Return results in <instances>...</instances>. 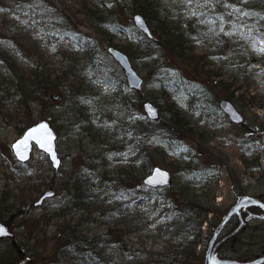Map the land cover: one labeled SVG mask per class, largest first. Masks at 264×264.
I'll use <instances>...</instances> for the list:
<instances>
[{
	"label": "rangeland",
	"instance_id": "374dc122",
	"mask_svg": "<svg viewBox=\"0 0 264 264\" xmlns=\"http://www.w3.org/2000/svg\"><path fill=\"white\" fill-rule=\"evenodd\" d=\"M38 1L47 8L39 5L41 12L35 14L29 12L24 3L16 5L15 0H0V50L8 58L4 61L0 55V194L6 189V194L12 195V202L15 201L17 207L22 203L21 191L24 194L35 187L39 177L43 178L44 185L33 201L42 192L53 191L38 205L23 203L27 211L24 219L39 218L43 221L48 218L40 225L46 236L42 235L41 240L44 237L45 240L39 246L30 242L32 246L28 256L23 261L16 260L15 264H39L44 258L46 261L43 264H50L49 259L56 260L57 264H77L75 255L66 254V250L65 253L59 251L58 242L52 238L55 231L52 213L62 208L68 218L80 216L86 219L81 225V232L90 245H96L94 251L104 263L181 264L176 250L187 244L184 238H178L180 229L177 224L180 223L183 208L198 214L190 210L194 202L203 201L210 207L211 212L206 214V220L200 226L203 236L209 228L212 229L237 195L264 196V51L260 50L264 49V18L259 19L251 29L238 25L237 19H233L232 24L226 20L222 24L214 23L211 19L205 31L196 30L201 19L200 8L213 10L210 0H192L191 6L185 0H158L162 13L166 12V8L177 6L171 14L180 17L182 29H188L187 37L195 48L194 53H206L204 67L217 73L208 77L168 52L140 47L138 40L143 33L133 25L134 12L125 8L115 10L118 20L124 26L133 28L126 35H115L113 42L127 43L139 49L131 63L143 81L141 90H131L130 93L135 96L143 93L145 99L157 107L154 97H158L157 101L162 105L165 100L171 101L185 118L183 125L190 128L189 135L177 134L178 140L173 141L177 145L172 149L165 147V143H153L152 140L144 144L140 142L141 146L137 147L131 143L132 136L125 138L113 133L112 122L119 116L113 112L108 115L101 113L102 109L109 111L107 107L111 101L108 91L91 73L82 69V65L77 69H80L81 77L74 81V84L82 82V93L78 97L70 96L71 92L65 86L46 90L40 100L30 102L20 103L19 98L9 95L12 87L6 84L13 83L14 80L9 79L12 72L25 76L49 73V78H52L62 65L75 64L74 60L81 62L85 53L69 38L74 33L85 34L91 42H95L98 51L107 52V46L111 45L89 25L81 0ZM103 1L113 8L116 3L131 0ZM256 1H240L236 9L237 18L241 16V6H252ZM90 2L105 7L100 0ZM229 8L226 4L225 17ZM214 9L216 13L222 10L219 5ZM192 12H195L194 16ZM236 24L242 27L241 31L237 27H234L235 31L231 30ZM149 26L152 28V25ZM11 60L15 64H10ZM175 71L209 89L210 102L214 106L210 105L204 113L201 112L194 96L183 90L167 92L165 100L159 99L161 76ZM219 79L232 80V86L223 87ZM51 94H56V98ZM221 98L234 104L242 116L241 121H232L219 109ZM77 99L82 102L86 116H78L74 111L69 117H62L74 103H78ZM139 105L140 114L144 116L141 101ZM39 119L48 120L57 133L56 149L61 158L57 172H53L45 154L35 148L27 162L18 163L13 157L10 144L27 125ZM102 121L107 123L101 124ZM140 150L147 157L144 161L149 162V169L158 165L170 172L167 187L151 189L142 184L143 161H137L135 167L131 166ZM119 167L129 170L130 176L134 177L123 184L122 190L113 181ZM78 171L82 174H77ZM77 176H84L86 180L83 181L84 193L80 194L86 199L83 207L68 211L77 192L72 188V178ZM32 194L34 196V191ZM157 195L171 197L175 205L169 201L159 205ZM132 199H135L134 204L127 202ZM160 201L164 202L163 198ZM20 219L6 224L13 231L12 238L23 243L29 232L21 226ZM0 220L3 221L1 217ZM248 225L250 227L246 232H250V238L247 242L239 233L228 241V248L224 251L242 257L264 249L261 225L256 219ZM10 241L11 238H0V253L9 252ZM194 250L197 257L191 264H203L205 246L196 245Z\"/></svg>",
	"mask_w": 264,
	"mask_h": 264
},
{
	"label": "trees",
	"instance_id": "16d2710c",
	"mask_svg": "<svg viewBox=\"0 0 264 264\" xmlns=\"http://www.w3.org/2000/svg\"><path fill=\"white\" fill-rule=\"evenodd\" d=\"M210 1L212 2L211 6L214 11L209 10V7L200 8L201 19L198 20L199 23H197L198 26L196 30L205 31L210 26L212 22L211 19L214 20V23L219 22L221 24L223 23V20L232 24L233 19H237L236 22L238 25H243L251 29L252 25H255L259 19L264 18V0H258L252 6H241V16L239 18L236 16V9L239 6L238 3L242 0ZM81 2L89 25L102 39H107L109 44L122 49L131 61L135 59L139 49L132 48L131 45L127 43L113 42L115 35H126L127 31L133 28L131 26H124L118 20L117 11H115L116 9L119 10L125 8L128 12H139L144 16L149 25H152V28L150 27L152 33L151 37H148L145 34L139 36L138 42L140 47L148 49L158 48L161 49V53L168 52L182 62L192 66L193 69L206 73L208 77L217 74L211 69L204 67L206 53H194L195 48L191 46L190 40H188L187 37L188 29H182L183 25L181 24L182 21L180 20V17H175L171 14V10L177 6L171 9L166 8V12L162 13L158 0L124 1L122 4H114L112 6L114 9L109 6L108 2L103 0H100V3L105 4V7L102 8L99 7L97 3H91L90 0H81ZM15 3L16 5H22L24 3V6L26 5L29 12L35 14L41 12L39 5L47 8L46 5L39 3L38 0H25V2L24 0H15ZM226 4L231 7L228 9L229 13L227 17L224 16V7ZM217 5L222 9L221 11L219 10V13H216V9H214ZM248 16H252V18H248ZM216 18L218 21H216ZM238 21H242V23ZM234 27H237V24L233 26L231 29L232 31H235ZM241 28L242 27H237L240 31ZM69 38L85 53L81 62L76 63L74 60L73 63L75 64L70 62L69 65H62L60 71L54 73L52 78H49V73L44 76L37 74L25 76L23 73L17 74L12 72L9 79L14 81L13 83L8 82L6 84L9 88L12 87V90L8 92L9 95L11 94L13 97L19 98L20 103L30 102L40 100L46 90H55L60 86H65L68 88L69 92H71L70 96L78 97V95L82 93L80 88L82 82L80 81L77 82V84H74V81H76V78L81 77L79 76L80 69L78 71L77 69L82 65V69L91 73L99 85L103 86L108 91L109 101H111L109 107H107L109 111L105 112L106 109H102L101 113L108 115L113 112V114L119 116L112 122L111 127L116 136H123L125 138L132 136L133 139L131 143L137 147L141 146L140 142L141 144H144L145 141L152 140L153 143H165L164 146L171 149L177 145L173 143L174 140H178L177 134L184 133L189 135L190 128H186L185 125H183L184 123L182 122L186 123V120L179 114L175 105L171 103V101L167 102L165 100L164 97L166 96V93L173 90L188 91L194 96V99L197 102L196 104H199V109H201V112L203 113L210 105L214 106V104L210 102L209 89L196 81L186 79L175 71L173 74H167L168 76H161L159 81V87L161 88L159 99L165 100V104H160V102L157 101L158 97H152L153 101L157 102L160 117L156 120H149L140 114L139 104L140 101L142 102L145 99V95L140 93L138 96H135L130 93L132 89L127 87L123 72L113 58L108 55L107 52L98 51L94 44L95 42L92 41V43L90 41L91 39L85 34L74 33L72 36H69ZM256 39H258V36ZM0 55H2L4 61H7L8 58H6L5 53L2 50H0ZM10 64L15 63L11 60ZM218 82L220 85L222 84L223 87L232 86V80L225 81L219 79ZM77 102L78 103H74L73 107L69 109V111L67 110V114L64 113L62 117H69L74 111L78 116L84 115L85 113L83 111V105L81 104L82 102L78 99ZM211 109L216 110V107H212ZM106 123V121L101 122V124ZM88 128L87 130H89ZM140 160L143 161L141 166L142 172L145 174L149 171V162L146 163L144 161H147V157H144L142 150L137 151V157L133 160L134 163H131V166L135 167L134 164ZM77 174H82V172L78 171ZM131 179H134V177L130 176V171L119 167L113 181H116V187L122 190L123 184ZM38 180V184H36L35 187L33 186V188H30L31 190H27L24 194L23 191H21L22 205L18 204L16 205L17 207H15L16 203H14V199V202H12V195L6 194V189H3L0 194L1 219L10 225L9 223H11L12 220H18L21 218L19 220V222L21 221V226L26 228L29 232V237L23 243L18 242L15 238H11L9 252L0 253V264H15L16 260L23 261L26 256H28V250L31 249L32 245H30V242H35L38 244L37 246H39V244L41 245L45 240V237L41 240L42 235L44 236L45 232H43L40 225L47 222L48 218L46 217L43 221H41V219L39 220V218H23V216H26L27 214L24 204H29V206L32 205L33 199L39 193L40 188L44 185L43 178L39 177ZM83 181H86L84 176L72 178V188L77 192L74 193L75 199L68 211L77 210L84 206V200L86 198L84 199L80 195L84 193L82 191L83 185H85ZM33 191L34 196L32 194ZM121 192L122 191H120V193ZM157 197L159 205L168 201L173 203L172 198L169 196L161 195L159 197V195H157ZM160 198H163L164 202L160 201ZM76 199H79L80 202H75ZM127 202L134 204L135 199ZM183 206L184 205H180V207ZM191 207L193 209L191 208L190 210L196 211L198 214H193L189 209L183 208L180 223L177 224L180 229L178 238H184L187 243L181 245L179 250H176L177 257L182 260L181 264H191L194 262L195 257H197L194 248L199 240L200 226L203 220H205L207 212L210 210V207L204 205L203 201L198 203L194 202L191 204ZM7 216L9 217L6 218ZM52 216L55 217V231L52 233V238L56 239L58 242L59 251L65 253L66 250V254H74V260L77 264H107L99 258L98 252L94 251L96 245H90V242L81 232L80 228L82 223L86 220L85 218L83 219L80 216L75 219L68 218L66 217L64 208L57 212H53ZM92 241L95 242V240H91V242ZM98 258L99 260H97ZM44 261H46L45 258L40 261L39 264H43ZM48 262H50V264H57L56 260L52 261L49 259Z\"/></svg>",
	"mask_w": 264,
	"mask_h": 264
},
{
	"label": "water",
	"instance_id": "95a60500",
	"mask_svg": "<svg viewBox=\"0 0 264 264\" xmlns=\"http://www.w3.org/2000/svg\"><path fill=\"white\" fill-rule=\"evenodd\" d=\"M132 21L133 25L138 30L149 37L151 36L148 22L141 13L135 12L132 15ZM107 51L123 70L127 86L135 90H141L143 79L132 66L127 54L122 49L113 45L107 46ZM51 96L56 98V94H52ZM218 105L232 121L239 122L242 120L240 112L229 99H219ZM142 108L149 119H156L159 115L157 106L149 100H144L142 102ZM40 125H45V127L41 128ZM33 129H37V131H33ZM30 132L31 135H29ZM56 136V132L51 124L46 119H39L25 127L20 135L10 144V148L14 158L17 161L24 162L30 158L31 151L35 146L47 156L53 170L57 171L60 166V157L56 149ZM21 141L23 143H20ZM142 183L149 187L166 186L170 183V173L167 169L154 165L150 172L143 176ZM50 194L51 191L44 192L34 204H38L44 197L49 196ZM257 203L260 204L262 202L249 194H241L237 196L235 203L229 208L222 220L215 227L212 239L216 236L231 214L239 213L240 207L245 208L247 205ZM0 229H2V231H0V237L11 236L13 234L6 223L1 220ZM263 261L264 254L251 260L219 258L215 252L211 251L210 245L206 249L204 258V264H260Z\"/></svg>",
	"mask_w": 264,
	"mask_h": 264
},
{
	"label": "flooded vegetation",
	"instance_id": "af4514ba",
	"mask_svg": "<svg viewBox=\"0 0 264 264\" xmlns=\"http://www.w3.org/2000/svg\"><path fill=\"white\" fill-rule=\"evenodd\" d=\"M18 163H20V162H18ZM253 196H256L259 200L262 201V203L252 204L246 208H241L239 210L240 211L239 214L235 213V214H232L231 216H229L228 220L221 227V229L216 234V236L212 239L215 227L221 221L223 215L225 214V213H223L222 216L217 220V222H215L212 229H210L208 227L209 229L204 233L203 236L200 233L197 245H200V247L205 246V249H207V247L210 245V247L214 250V252L219 257L237 258L239 260H251V259H255L256 257L264 254V249L261 251L254 252V253H248L247 255L242 256V257H239V255L237 253L224 251L225 248H228V246H227L228 241L230 239H234V237L239 233L241 234L242 239L247 242V240L250 238V236H249L250 232H246V229L250 227V225H248V224H250L251 220L256 219L258 221L259 225H261V227H262L261 230L262 231L264 230V196H261V195L260 196L253 195ZM209 212H211V211H209ZM247 215H249V218H246ZM205 220H206V216H205ZM209 221H210V219H209ZM229 228H231V229H229ZM226 230H228V231H226ZM252 234H253V232H252ZM263 240H264V238H263ZM204 254H205V250H204ZM261 264H264V262Z\"/></svg>",
	"mask_w": 264,
	"mask_h": 264
},
{
	"label": "snow or ice",
	"instance_id": "6c2138e0",
	"mask_svg": "<svg viewBox=\"0 0 264 264\" xmlns=\"http://www.w3.org/2000/svg\"><path fill=\"white\" fill-rule=\"evenodd\" d=\"M185 2H186L189 6H191V4H192V0H185ZM191 14L194 16V15H195V12H192ZM245 15H246V13H245ZM221 31H223V30L221 29ZM260 50H261V51H264V49H260ZM40 127H41V128H44L45 125H40ZM33 131H37V129H33ZM29 135H31V132L29 133ZM20 143H23V142L21 141ZM150 182H152V181H150ZM0 231H2V229H0Z\"/></svg>",
	"mask_w": 264,
	"mask_h": 264
}]
</instances>
